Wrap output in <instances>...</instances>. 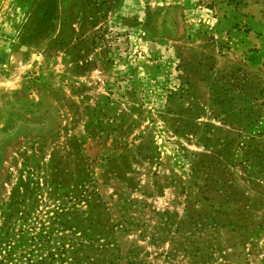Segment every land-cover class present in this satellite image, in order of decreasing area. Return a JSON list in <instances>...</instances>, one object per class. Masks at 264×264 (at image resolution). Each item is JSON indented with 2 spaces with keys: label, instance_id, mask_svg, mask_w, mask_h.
I'll return each mask as SVG.
<instances>
[{
  "label": "rangeland",
  "instance_id": "obj_1",
  "mask_svg": "<svg viewBox=\"0 0 264 264\" xmlns=\"http://www.w3.org/2000/svg\"><path fill=\"white\" fill-rule=\"evenodd\" d=\"M0 264H264V0H0Z\"/></svg>",
  "mask_w": 264,
  "mask_h": 264
}]
</instances>
